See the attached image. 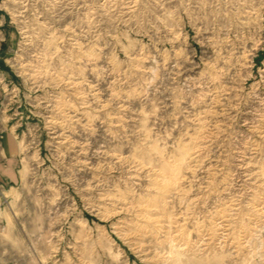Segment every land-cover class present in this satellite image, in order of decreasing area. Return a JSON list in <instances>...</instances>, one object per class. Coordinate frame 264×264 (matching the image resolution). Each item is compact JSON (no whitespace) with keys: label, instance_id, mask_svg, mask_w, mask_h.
Returning <instances> with one entry per match:
<instances>
[{"label":"rangeland","instance_id":"374dc122","mask_svg":"<svg viewBox=\"0 0 264 264\" xmlns=\"http://www.w3.org/2000/svg\"><path fill=\"white\" fill-rule=\"evenodd\" d=\"M0 12V264H264V0Z\"/></svg>","mask_w":264,"mask_h":264},{"label":"crops","instance_id":"0c3cea01","mask_svg":"<svg viewBox=\"0 0 264 264\" xmlns=\"http://www.w3.org/2000/svg\"><path fill=\"white\" fill-rule=\"evenodd\" d=\"M13 41L14 30L0 12V65ZM1 89L0 84V98ZM21 179V142L10 127L0 123V190L15 188Z\"/></svg>","mask_w":264,"mask_h":264},{"label":"built area","instance_id":"2783aa9c","mask_svg":"<svg viewBox=\"0 0 264 264\" xmlns=\"http://www.w3.org/2000/svg\"><path fill=\"white\" fill-rule=\"evenodd\" d=\"M0 189H1V185H0Z\"/></svg>","mask_w":264,"mask_h":264}]
</instances>
